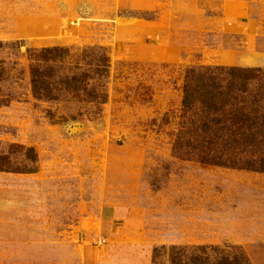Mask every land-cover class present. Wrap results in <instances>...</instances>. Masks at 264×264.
I'll use <instances>...</instances> for the list:
<instances>
[{
  "label": "rangeland",
  "instance_id": "rangeland-1",
  "mask_svg": "<svg viewBox=\"0 0 264 264\" xmlns=\"http://www.w3.org/2000/svg\"><path fill=\"white\" fill-rule=\"evenodd\" d=\"M101 49L107 102L32 97L27 49ZM264 69V0H0V264H152L154 249L238 248L264 264V174L173 151L185 72Z\"/></svg>",
  "mask_w": 264,
  "mask_h": 264
},
{
  "label": "trees",
  "instance_id": "trees-1",
  "mask_svg": "<svg viewBox=\"0 0 264 264\" xmlns=\"http://www.w3.org/2000/svg\"><path fill=\"white\" fill-rule=\"evenodd\" d=\"M26 56L35 100L98 112L107 102L109 59L101 49H27ZM182 89L175 155L208 167L264 174V69L193 67L186 70ZM37 162L31 147L0 144V173L34 174ZM152 264L251 263L238 248L170 246L154 249Z\"/></svg>",
  "mask_w": 264,
  "mask_h": 264
}]
</instances>
